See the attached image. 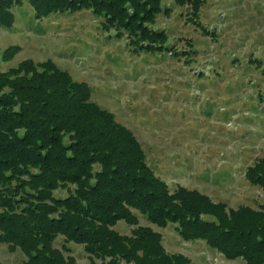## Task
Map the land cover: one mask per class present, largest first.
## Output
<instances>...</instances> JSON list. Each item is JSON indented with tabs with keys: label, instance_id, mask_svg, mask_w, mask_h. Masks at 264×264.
I'll return each instance as SVG.
<instances>
[{
	"label": "trees",
	"instance_id": "obj_1",
	"mask_svg": "<svg viewBox=\"0 0 264 264\" xmlns=\"http://www.w3.org/2000/svg\"><path fill=\"white\" fill-rule=\"evenodd\" d=\"M23 1L0 0V27L13 26V7ZM27 1L37 20L89 9L132 52L184 54L154 28L158 15L171 12L167 0ZM172 1L206 32L199 23L206 0ZM250 61L264 80V62ZM91 92L51 61L0 65V243L23 252L21 264H78L69 243L83 247L89 264H193L167 252L162 235L137 214L158 227L173 223L183 240H202L227 259L264 264V203L229 208L197 189L170 190L132 131L91 101ZM244 177L264 192V156ZM121 220L133 227L129 234L115 229Z\"/></svg>",
	"mask_w": 264,
	"mask_h": 264
},
{
	"label": "rangeland",
	"instance_id": "obj_2",
	"mask_svg": "<svg viewBox=\"0 0 264 264\" xmlns=\"http://www.w3.org/2000/svg\"><path fill=\"white\" fill-rule=\"evenodd\" d=\"M169 15L154 28L165 30L169 45L184 54L132 52L124 37L105 30L104 17L89 9L54 12L37 20L27 0L14 6L12 27H0L2 69L24 60L51 61L91 88L90 100L114 114L132 131L148 163L170 190L197 189L229 208H258L264 192L244 177L248 165L264 156V0H206L201 30L188 9L172 0ZM17 47L7 61V49ZM179 185V186H180ZM58 195L66 194L58 189ZM138 215L162 235L169 253L193 264H245L225 258L202 240H183L174 224L165 228ZM133 227L118 221L115 229ZM61 237L55 245L60 246ZM78 264H89L83 247L69 243ZM25 255L0 243V264H21Z\"/></svg>",
	"mask_w": 264,
	"mask_h": 264
},
{
	"label": "crops",
	"instance_id": "obj_3",
	"mask_svg": "<svg viewBox=\"0 0 264 264\" xmlns=\"http://www.w3.org/2000/svg\"><path fill=\"white\" fill-rule=\"evenodd\" d=\"M145 152V151H144ZM146 154V153H145ZM146 158H147V156H146ZM148 159V158H147ZM159 165H158V163L154 166L156 169H157V167H158ZM154 167H152L154 170H155V168ZM159 168V167H158ZM155 173H156V170H155ZM157 174V173H156ZM180 184L178 183V186H179ZM181 186V185H180ZM185 187V186H184ZM188 188V187H187ZM171 190H173L172 188H171Z\"/></svg>",
	"mask_w": 264,
	"mask_h": 264
}]
</instances>
